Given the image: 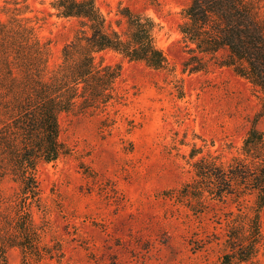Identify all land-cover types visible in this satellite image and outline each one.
Here are the masks:
<instances>
[{
	"label": "rangeland",
	"instance_id": "374dc122",
	"mask_svg": "<svg viewBox=\"0 0 264 264\" xmlns=\"http://www.w3.org/2000/svg\"><path fill=\"white\" fill-rule=\"evenodd\" d=\"M53 0H19L49 43L50 67L76 33L78 20L61 18ZM109 21L130 7L153 17L156 39L169 65L154 70L106 51L107 63L122 65L116 83L119 100L103 111H72L60 116L65 153L42 163L37 176L45 212L33 209L48 227L47 242L63 244V258L50 264H220L226 253L225 211L219 206L199 217L169 197L195 176L194 163L207 155L224 163L242 152L256 122L264 136L262 93L230 67L210 65L191 72L185 66L188 42L180 27L191 0H97ZM4 2H0L3 5ZM225 53L222 52L221 55ZM200 152L190 158L193 148ZM17 185H3L6 216L13 211ZM252 198L249 197V200ZM264 233V211L262 213ZM10 264L22 251L10 249ZM264 264V239L248 262Z\"/></svg>",
	"mask_w": 264,
	"mask_h": 264
},
{
	"label": "trees",
	"instance_id": "16d2710c",
	"mask_svg": "<svg viewBox=\"0 0 264 264\" xmlns=\"http://www.w3.org/2000/svg\"><path fill=\"white\" fill-rule=\"evenodd\" d=\"M0 2V199L5 183L17 185L13 211L6 216L0 208V264H10L7 253L13 248L22 251L21 264H50L63 258V244L47 242L51 231L37 222L33 209L45 212L40 165L57 161L66 150L60 116L102 112L119 100L122 65L107 63L104 52L154 70L167 68L169 61L158 45L153 17L120 5L117 15L126 26L118 30L121 21H109L97 0H53L55 14L78 20V26L63 47L61 63L51 68L49 43L27 16L30 6L19 0ZM180 30L189 44L186 68H232L260 89L264 113V0H191ZM199 153L194 147L190 158ZM194 168V178L169 197L199 217L214 205L222 211L235 205L237 212L225 211L226 253L220 264L250 261L264 239V136L257 123L230 163L207 155Z\"/></svg>",
	"mask_w": 264,
	"mask_h": 264
}]
</instances>
